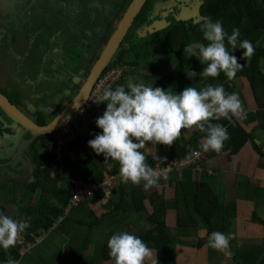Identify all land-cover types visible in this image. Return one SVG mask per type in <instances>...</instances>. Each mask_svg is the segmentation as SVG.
<instances>
[{
  "label": "crops",
  "instance_id": "obj_1",
  "mask_svg": "<svg viewBox=\"0 0 264 264\" xmlns=\"http://www.w3.org/2000/svg\"><path fill=\"white\" fill-rule=\"evenodd\" d=\"M61 2L63 6L68 4ZM72 3L81 5L78 7L79 17L85 21V25L92 24L94 20H97L98 15H104V18L107 16V12L104 10L99 12L100 8L91 11L86 6L87 0H74ZM11 4L9 2L8 5ZM43 5L46 4L43 3ZM47 5L50 6V3ZM31 10L28 15L29 19L26 17L23 19L25 22L19 24V27L25 30L18 39L29 42L30 47L34 48H36L35 42L40 40L42 44L35 50L29 51L25 48L22 53H13L12 58L18 66L9 73L10 77H6L5 72H2L0 82L3 83L4 92H7V88L11 89L8 79L14 77L13 80L17 83L18 88L16 96L13 95L16 100L13 103L31 120L38 123L41 117L48 121L50 113L46 114L47 111L56 110V113H59L64 109L75 95H70V91L77 87L78 79L71 78L68 81L70 75L64 72L66 66L71 67L69 59L73 57L75 48L70 49V45L65 46L62 43L60 50L59 47L53 45L52 42L59 40L50 38L49 34L53 35L51 26L48 23L41 24L36 11ZM115 13H117L116 10ZM13 24L16 23L13 22L10 25ZM38 25L41 27L39 28ZM1 26L4 27L5 24L1 23ZM26 26L28 27L26 28ZM163 27L164 25L159 23V27L154 33L149 31L155 29L154 25L148 27L147 31L146 29L143 31L153 35ZM45 28L49 31H45ZM41 34L43 36L39 39ZM138 36L143 37L140 34ZM154 37L157 39H150L149 43L153 44L156 52L154 55H149L148 59L139 61L132 52H124L123 59L131 54L134 61L124 62L122 59L124 65L129 66V71H126L122 76L123 84L126 86L129 80L136 83L143 82L146 86L160 87L178 94L187 86L177 75L173 74L174 63L170 59L163 41L157 36ZM0 41L10 44V41L6 42L2 39ZM32 43L34 46L31 45ZM196 50L197 46L187 47L185 52L187 55H191L195 54ZM161 52L169 58L164 67L153 63V58ZM1 54L0 58L7 56L2 51ZM148 62L158 66V78L153 77L150 67L147 65ZM136 69H141V71L132 78ZM154 78L158 80L155 81ZM236 84L235 93H238L247 113L246 118L236 122L251 136V141L245 142L236 154L228 155L224 150L220 153L203 152L200 145L204 139L200 138L199 134H195V129H182L178 140L181 145L185 144L187 152L183 158L177 160L168 159L166 145L162 147L161 154H159L156 145L147 142L142 148L143 152L153 159L154 170L160 172L161 175L167 172V180L161 178L158 186L149 190L143 188V181L139 185H134L131 182L125 184L119 176L118 162L111 160L105 166L103 180L110 183L108 196L98 191L92 198L83 199L78 206L70 210L65 208L66 203L53 199L57 207L62 210L54 225L40 233L27 228L21 233L25 238V243L20 244L17 241L16 245L7 251L0 248V255L4 253L5 257L10 258L14 254V250H17L19 256L15 261H19V264H113L109 256H104L106 243L111 235L128 231L141 238L151 250V261L146 260V264H257L259 261H261L260 264H264V223L261 222L264 220V156H261V153L257 151L260 150L264 153V106L261 107L255 101L246 79L240 78ZM214 85H219V83ZM62 96L66 101L63 109L59 102ZM26 99L29 101H25ZM53 100H58L57 103L60 107L58 105L57 108H46L47 103ZM106 104L107 102H102L94 108L82 109L80 113L85 110L90 111L88 117L95 123L96 118L103 115ZM80 124L85 126V128L82 127L83 130L92 128L97 133L102 132L97 125L96 127L95 125L89 126L81 121ZM9 126L6 127V129L8 128L7 136L16 135L17 128L9 129ZM79 133L86 135L82 130ZM192 134L194 137L191 136ZM21 138L25 139L24 133ZM0 148V161H3L2 159L7 160L12 156L16 146L10 138L8 143L0 142ZM88 149L92 153L91 148ZM193 150L200 151V157L196 162L189 166L173 164V162H181L185 158L191 160L188 157ZM70 154L71 152L65 153L67 156H71ZM157 157H166L167 159L160 160ZM14 160L0 165V170L6 172ZM15 164H19L18 161ZM27 166L31 168L32 174L29 177L25 175L27 181L24 188L19 185L20 181L0 186V205L4 208V214L14 219H24V213H21L22 208L36 205L41 195L40 189L31 194L27 192L26 186L32 179L34 165ZM63 173L62 177H68L65 170ZM63 179L62 185H65L67 178ZM177 180L188 181L192 189L196 188L197 183H203L208 186L219 205L222 207L233 206L230 213L225 211L227 219L222 231L226 235L234 234L235 236V239L230 241L229 250L232 253L230 256L209 248L207 241H203L207 228L198 214L192 208L184 207V204L179 200L174 188V183ZM121 188L124 194L122 201L119 200ZM137 189L143 194V198L139 194L133 195V191ZM152 194H156L158 199L153 197L150 200ZM154 202L155 205H163L162 230L148 218L152 213ZM178 212H181L184 224L177 223ZM166 235L170 237L169 241H167ZM0 264H4V262L0 260Z\"/></svg>",
  "mask_w": 264,
  "mask_h": 264
},
{
  "label": "clouds",
  "instance_id": "obj_2",
  "mask_svg": "<svg viewBox=\"0 0 264 264\" xmlns=\"http://www.w3.org/2000/svg\"><path fill=\"white\" fill-rule=\"evenodd\" d=\"M157 21L162 23L161 20ZM200 31L203 39L208 42L206 45H200L198 52L193 54L201 64L206 65L199 73L200 78L203 80L209 77L217 78L223 72L227 77L226 83L233 81L245 64L238 63L237 57L230 55V51L243 49L241 59L250 62L255 52L253 44L247 39H239L238 28H233L229 35L224 30L222 21H213L211 17L203 19ZM118 50L119 47L108 64ZM108 67L109 71H114L110 65ZM103 71L97 81L106 72ZM186 74L189 78L197 76L195 71H188ZM121 76L122 73L118 74L111 88L104 89L103 94L95 100L96 106L107 102L103 115L97 117L95 121L102 132L97 133L95 138L87 143L97 155L103 154L105 161L110 159L118 162L119 176L125 184L131 182L139 185L143 181V188L149 190L158 186L161 178L168 179L167 172L161 175L145 162L146 156L139 149L144 148L146 142L171 147L180 137L182 129L195 128L206 133L200 145L203 152L220 153L225 142L230 139V133L223 124L211 121L226 119L230 124H235L247 116L238 93H226L223 85L207 84L199 90L188 86L177 94L160 87L146 86L143 82L129 80L126 86L120 85L112 90ZM86 106L88 99L83 108ZM199 155L198 151L193 150L188 159L198 158ZM29 227L30 224L25 218L14 219L0 213V248L7 251L14 247L19 235ZM233 239L234 234L226 235L213 231L207 237V246L230 256L232 254L229 250L230 241ZM107 248L113 264H146V260L151 261L152 257V252L144 241L128 231L111 235L107 241ZM6 264H19V261L8 260Z\"/></svg>",
  "mask_w": 264,
  "mask_h": 264
},
{
  "label": "trees",
  "instance_id": "obj_3",
  "mask_svg": "<svg viewBox=\"0 0 264 264\" xmlns=\"http://www.w3.org/2000/svg\"><path fill=\"white\" fill-rule=\"evenodd\" d=\"M154 1L155 0H147L135 19L132 27L126 34L124 39L126 43L123 42L127 45L126 48L128 50H126V53L132 52L135 58L139 61H144L149 57V55L155 54L156 50L153 47V44L149 42L150 39H157L154 37L157 36L163 41L167 53L174 63L172 68L173 74L177 75L187 87L191 86L199 90L207 84L214 85L215 83H219V85L224 86L226 93L230 94L236 91L237 80L244 78L249 84L255 101H257L261 107L262 105L264 106V0H199L200 6L198 21H194L191 18L187 20L179 19L170 22L166 27L153 35L149 33L145 37H139L138 31H143L147 27L153 25L155 21L161 18V13L164 12L163 10H159L156 11L154 16L151 15V8L153 7ZM100 6H102V3ZM116 8L117 6L115 9ZM99 12L101 13V11ZM206 17H211L213 21H222L224 30L229 35L232 33L233 28H238L240 31L239 39H247L253 44L255 52L250 62H247L245 59H241L244 51L243 49L238 48L235 52L230 51V55H235L237 57L238 63L245 64L243 69L237 72L236 78L233 81L226 83L225 81L227 80V77L223 72H221L217 78L209 77L207 80L201 79L199 73L203 70V67H206V65L201 64V62L193 54L187 55L185 52L187 47L197 46V53L200 45H206L208 43L203 39L202 32L200 31V23ZM106 23L110 24L109 21H106ZM228 47L230 50V46ZM120 48L121 47L119 46V49ZM147 65L150 67L153 77L158 78V66H155L150 62H148ZM72 68H74L76 72L79 69L77 65H73ZM108 68L109 67L107 66L103 72L108 70ZM188 71L197 72V76L189 78L186 74ZM124 73L125 72L122 73V76ZM157 78H154V80L157 81ZM120 85H124L122 78L113 86L112 90H115V88ZM10 121L11 123H15L11 119ZM49 122L45 121L41 117L38 124L46 125ZM211 122L220 123L227 127V130L230 133V139L225 142L223 150L228 155L236 154L245 142L251 141V136L246 133V131L243 130L237 122H235V124H230L226 119H221L219 121L213 120ZM85 131V136L82 135V133H77V138L70 145V151H68H78V157L76 160L66 161L67 155L64 157V162L59 161L56 158L55 144L53 143L54 134L40 137L32 143L33 145H31V147H35L36 144L39 143V146L44 150L42 152L37 150L33 153L31 158L33 162L32 164L34 165V172L31 181H29L26 186L28 193L31 194L40 189L41 195L38 198L36 205L25 207L21 210V213H24V218L30 224L29 228L32 231H39L40 233V231L42 232L43 230H48L52 225H54L56 218L62 210L57 207L53 199L61 201L64 204L68 202L71 193L68 188V184L62 185L64 181L63 178L66 177L68 181L75 179L93 184H99L104 180L105 166L111 160L109 159L108 161H105L103 154L97 155L92 149V157H88V159H86L84 154L81 152H84V150L86 151V149L90 147L87 142L90 139H93L97 132L92 128H86ZM22 132L24 133L25 138L31 137V134L23 128ZM194 132H196L195 134H199L202 139H204L206 135V133L200 132L198 129H195ZM193 135L194 134L191 136L194 137ZM163 146V144H156L159 154H161ZM139 151L146 156L145 162L153 168V159L146 155L142 148L139 149ZM257 151L261 153V156H264L263 152H260V150ZM186 152L187 149L185 144L181 145L178 139L171 147L167 146L169 160L183 158ZM11 159L12 156L7 160L0 162H7ZM18 163H20L19 160ZM61 163L64 164L62 165ZM62 167L64 168L63 170L66 171L68 177L61 176L60 168ZM174 188L178 194L179 200H181V203L184 204V207L192 208L198 214L200 219L203 220L207 228L206 237L203 241H207V237L211 232L223 231L225 221L227 219V213H230V209L232 210V205H228L226 207L219 205L208 186L203 183H197L196 188L192 189L191 184H189L188 181L177 180L174 183ZM137 194L143 198V194H141L138 189L133 191V195ZM153 197L157 198L156 194H152L150 200ZM119 200H124L122 188ZM116 205L118 206L117 203ZM152 208V213L148 218L155 223L157 228L162 230L163 205H155L154 202L152 204ZM0 213L4 214V208L1 205ZM182 220H184V218L181 212H178L176 218L177 223H183ZM261 222L264 223V220H261ZM166 238L167 241L170 240L168 235H166ZM108 251L106 243L104 251L105 257L108 256ZM18 256L19 254L17 250H14V254H12L10 258L5 257V254L1 253L0 260L6 264L8 260H15ZM260 263L261 261L257 264Z\"/></svg>",
  "mask_w": 264,
  "mask_h": 264
},
{
  "label": "rangeland",
  "instance_id": "obj_4",
  "mask_svg": "<svg viewBox=\"0 0 264 264\" xmlns=\"http://www.w3.org/2000/svg\"><path fill=\"white\" fill-rule=\"evenodd\" d=\"M61 1H63L64 3H68V4L63 6L62 5L63 3ZM0 2H1V6H3V7H7V8L12 7L13 9H17L20 12H24V13H27V12H25L24 9H30L31 8L33 10H36V8L37 9L42 8V6H43L46 10L44 13L45 14L51 13L53 16L50 29H52L53 34H55L56 31L58 33L57 36L50 37V38H57L59 41H61L63 39V41H65V43L67 41L68 45H70L71 43H74V42L79 43L81 41L82 42L81 45L87 46L90 43L92 45L94 42H96L94 47L91 46V48H88V49L82 48L84 51L87 50V52H90L91 54H89L88 59H86L87 57H85L84 54L82 53V56H83L82 60L85 59L83 66H85V67L83 68L82 72L80 71V73H81V76H84V77H81L80 79H78L77 87L74 90L70 91V95L73 96L74 94H76L78 92V90L80 89V87L82 86V84L84 82L86 75L88 74L89 66H87V63H90V64L94 63V61L97 58L96 56L98 55L101 46L108 40L110 35L113 33L117 23L119 22L120 18L123 15V13H125L126 9L130 5L131 0H121V1L120 0H87L86 6L88 8H90L91 11L96 9V8H100L99 10H101V12L103 10L105 12H107L106 18H104V15H101V16L98 15L97 20H94V22H92V24L90 23L88 25H85V21L79 17L80 12H79L78 7H80L81 5L78 3H72V2H74V0H44L43 2L46 5L35 4L37 2V0H33V1H31V0H13L11 3H16V5H13V4L8 5L9 1H7V0H0ZM103 2L105 4V6H103V7L99 6ZM47 3H50V6L47 5ZM111 5H113V6H111ZM33 6H37V7H33ZM116 6H117V8L115 9ZM199 6H200L199 0H191V1L187 0V2H179V0H176V1H174V0H167V1L155 0V2L153 3V7L151 8V15L155 14L156 11L165 9V11L161 13L162 16L160 18L164 27H166L167 24H169L170 22L176 21L179 19L187 20V19L191 18L194 21H198V19H199ZM26 7H28V8H26ZM114 9L116 10L117 13H115ZM14 13L16 14L17 11ZM19 16H14L16 18L15 21L19 22V23L21 21L23 24V21L25 22V20L20 19ZM56 18L58 19L57 21H55ZM37 21H35V22H37ZM106 21H109L110 24L106 23ZM27 27L28 26H26V28ZM38 27L40 28L41 25H38ZM147 28H146V31H147ZM9 29H12V27L11 28L9 27ZM19 29L21 30V27H19ZM8 30L5 32V30L0 25V36L5 37V34L8 33ZM24 30H23V32H24ZM45 31H49V30L45 28ZM146 31H138V34L145 37L147 35ZM31 32H32V30H31ZM150 34H152V33H150ZM42 36H43V34L40 35L39 39L42 38ZM9 37L10 36L8 35L7 36L8 40H6V42L10 41L11 37L10 38ZM19 37H20V35H18L17 38L14 37V41H10V43L11 42H16V43L5 44V43H2L0 41V46L3 45L0 48V56L2 55L1 51L5 55L7 54V56L0 58V76H1L2 72H5L6 77H8L9 73L11 71H13L18 66L17 62L15 60H13V58H12L13 50H14V53L19 54L20 52L21 53L24 52L25 48L28 49L29 51H31V50H35L37 47L41 46V44H42L39 40V41L35 42L36 48H34L32 46H31L32 47L31 48L29 45V42L21 41L18 39ZM1 38H0V40H1ZM7 38H2V41H5V39H7ZM82 38H83V40H82ZM123 42H125V41L123 40ZM52 43H54V42H52ZM125 43H123L121 45V48L117 51L114 58L109 63L110 68L111 69L113 68L115 71V73L113 75H117L118 73L120 74V73L129 71V66L124 65V63H120V62H122L123 56L125 55L124 52H126V50H127V48H126L127 45ZM31 45L34 46V43H32ZM73 45H70V46H73ZM189 47H191V46H189ZM70 49H72V47H70ZM77 50L80 52V50L78 48H77ZM127 56L125 59H123L124 62L134 61V59H133L134 57L131 56V54H128ZM73 57L78 62L82 61L80 55H78L76 53L73 54ZM168 59H169L168 56L161 52L158 55H156V57L153 58V60H154L153 63L160 66V67H164L165 65H167ZM142 68H143V66H142ZM133 69H131V71H133ZM140 71H141V69H136L134 74L131 77L133 78V77L137 76V74H139ZM107 72H109L108 75L111 74V76H112L113 72L108 70L100 78L106 76L105 74ZM111 76L109 78H111ZM0 79H1V77H0ZM59 100H61L59 102H60V105L62 108L64 106V104L66 103L64 96H62V98ZM25 101H29V100L26 99ZM57 101H55V100L49 101L46 105V108H57V106L59 105V103H57ZM60 105H59V107H60ZM85 108H83V109H85ZM47 113H50L48 122L51 121L58 114V113H56V110H54V111L49 110L46 112V114ZM90 113L91 112H87L86 110L83 113L77 112L73 117H71L70 120L65 122L64 125L70 126L71 131H73L76 134V136H77V133L80 132V130H82V132L86 133L85 129L84 130L82 129V127L83 128H85V127L80 125V121L82 123H85L86 125L87 124L89 126L95 125V127H96V124L93 123L91 121V118L88 117V115ZM77 115H79V116H77ZM95 115H97V114H95ZM99 116H102V115H99ZM14 127H15V125L10 123L9 129H14ZM39 145L40 144L37 143L35 147H31V145L28 146V148L25 150V152L21 155V157L19 159V161H20L19 164H15L17 161L16 160V161H14V163L11 164L10 168L8 170H6V172L0 170V186L7 185V183H17L20 181L19 185L24 188V185L27 181V178L25 177V175H28V177H29L32 174L31 168L27 165H33L32 164L33 163L32 158H31L33 153L37 151L38 147H39V151H41V152L44 151L42 149V147H40ZM88 148L86 149V147H85V149H86V151L84 150L85 153L83 151L81 152L84 154L86 159H88V157H92V153L89 151ZM77 152L78 151H76V150H75V152L72 151L70 154L71 156H67L66 161L76 160L78 157ZM61 164L63 165L64 163H61ZM26 169H28V170H26ZM63 169H64L63 167L60 168L61 174L64 172ZM63 175H65V174L63 173ZM16 187L19 188V186H16ZM149 221H151V220L149 219Z\"/></svg>",
  "mask_w": 264,
  "mask_h": 264
},
{
  "label": "water",
  "instance_id": "obj_5",
  "mask_svg": "<svg viewBox=\"0 0 264 264\" xmlns=\"http://www.w3.org/2000/svg\"><path fill=\"white\" fill-rule=\"evenodd\" d=\"M146 2L147 0H131L130 5L126 9L125 13H123L113 33L106 41L100 55L93 64L87 78L85 79L78 93L48 124L39 125L31 120L3 92L0 91V109L12 121L16 122V124L28 131L32 136L31 139L24 142L20 146L16 155L19 154L22 148L38 140L40 137L55 133L64 125L65 122L70 120L71 117H73L77 112L81 111V109L86 105L87 99L90 95L94 83L97 81L103 69L125 39L126 34L132 27L135 19L137 18ZM159 23L160 22L156 21L153 24L155 26V29L149 31L152 33L155 32L159 27Z\"/></svg>",
  "mask_w": 264,
  "mask_h": 264
},
{
  "label": "flooded vegetation",
  "instance_id": "obj_6",
  "mask_svg": "<svg viewBox=\"0 0 264 264\" xmlns=\"http://www.w3.org/2000/svg\"><path fill=\"white\" fill-rule=\"evenodd\" d=\"M9 2H12L13 0H8ZM31 1H33V0H31ZM44 0H37V2L35 3V4H41V5H43V2ZM174 1H176V0H174ZM189 1H191V0H189ZM155 2V1H154ZM179 2H187V0H179ZM31 3V2H30ZM12 4H14V3H12ZM34 4V5H35ZM65 6V5H64ZM100 6V5H99ZM103 6H105V4H104V2L102 3V7ZM32 7V6H31ZM33 7H37V6H33ZM26 8H28V7H26ZM103 9V8H102ZM25 10V12H27V13H24V12H20L19 10H17V9H13L12 7H9V8H7V7H3V6H1L0 5V25H1V23H4L5 24V26L4 27H2L5 31H7L8 29H9V27L11 28L12 27V29H9L8 30V33H6L5 34V37H2V36H0V38L2 37V38H7V36L9 35L10 37V41H14V37L15 38H17V36L18 35H22L21 33L23 32V30L21 29H19V24L21 25L22 24V22L20 21V23L19 22H16L15 21V17L14 16H19L20 17V19H24V18H28L29 19V13L32 11L31 9H24ZM17 11V13L15 14L14 12H16ZM36 11V15L38 16V19H40V21L42 22L41 24H49L50 26H51V23H52V19H53V16H52V14L51 13H49V14H45L44 12L46 11L45 10V8L42 6V8H38V9H36L35 10ZM163 11H165V9L163 10ZM155 14H153L152 16H154ZM49 16H51V19H49ZM49 22H48V21ZM58 19L56 18L55 19V21H57ZM160 20V19H159ZM16 23V24H13L12 26L10 25L11 23ZM12 33H11V32ZM9 32H10V34H9ZM51 32H52V30H51ZM7 35V36H6ZM12 35V36H11ZM58 35V33H57V31H56V33L55 34H53V35H51V34H49V36L50 37H54V36H57ZM1 38V39H2ZM5 40H8V38L7 39H5ZM82 40H83V38H82ZM62 43H64V45L66 46V45H68V43H67V41H66V43H65V41H57V42H54L53 43V45H55V46H57V47H59L60 48V50L62 49ZM80 43V44H79ZM79 43H77V42H74V43H71L70 45H73V46H70V47H72V48H75V53L76 54H78V55H80V57H81V60H82V58H83V56H82V53L84 54V56L85 57H87L86 59H88V56H89V54H91L90 52H87V50L86 51H84L82 48H91V46H95V44H96V42H94L92 45H91V43H90V46L89 45H81L82 44V42L80 41ZM106 43V42H105ZM105 43L101 46V48H100V50H99V53H98V55L96 56L97 58H98V56L100 55V53H101V51H102V49H103V47H104V45H105ZM11 44V43H10ZM77 48L80 50V52L77 50ZM52 49H54V48H52ZM13 53H14V50H13ZM53 53H54V51H53ZM56 55V54H55ZM97 58H96V60H97ZM95 60V61H96ZM84 61H85V59H83L82 61H80V62H78V61H76L75 59H74V57H72L71 59H69V63L71 64V67H68V66H66L67 68H64V72H66V73H68L70 76L68 77L69 79H68V81H70L71 80V78H73V79H80L81 77H84V76H81V73H80V71L82 72L83 71V68L85 67V66H83V63H84ZM95 61H94V63H95ZM94 63H92V64H90V63H87V66H89V71H88V74H89V72H90V70H91V68H92V66H93V64ZM90 64V65H89ZM73 65H77V67L79 68L78 70H77V72L74 70V68H72V66ZM109 64H107L106 66H105V68L108 66ZM104 68V69H105ZM88 74L86 75V77H85V79L87 78V76H88ZM74 76V77H73ZM13 76L10 78V79H8L9 81H10V87H11V89H8L7 88V92H4V90H3V83H1L0 82V91L1 92H3L12 102L13 101H16L15 99H14V97H13V95H15L16 96V92H17V83L13 80ZM85 79H84V81H85ZM8 81V82H9ZM78 81V80H77ZM84 83V82H83ZM83 85V84H82ZM81 88V87H80ZM79 91V90H78ZM76 95V94H75ZM74 95V96H75ZM73 99V98H72ZM15 104V103H14ZM16 105V104H15ZM17 106V105H16ZM91 107H96V105H88L85 109H87V108H91ZM20 109V108H19ZM21 110V109H20ZM22 111V110H21ZM23 112V111H22ZM24 113V112H23ZM60 113V112H59ZM58 113V114H59ZM80 113V112H79ZM25 114V113H24ZM26 115V114H25ZM27 116V115H26ZM79 116V115H78ZM55 118V117H54ZM53 118V119H54ZM52 119V120H53ZM14 122V121H13ZM34 122H37V121H34ZM11 123V121H10V119H9V117L0 109V136H2V138H0V142H3V143H8L9 142V140H10V138H12V142H13V144L16 146V148H15V150H14V152H13V155H12V159L10 160V161H7V162H0V165H3V164H6V163H9V162H11L13 159H15L14 161H18V158H20L21 157V155L25 152V150L28 148V146H30V145H33L32 143H34V142H32L30 145L28 144V145H26L24 148H22L21 150H20V152H19V154L18 155H16L17 154V151L19 150V148H20V146L24 143V142H26V141H28L29 139H31L32 138V136L30 137V138H25V139H23V138H21L22 137V135H23V132H22V128L19 126V125H17L16 124V122L15 123H12V124H14L15 125V127L17 128V131H16V135H13V136H7V134H6V131H8L7 129H6V127L7 126H9V124ZM38 124V123H37ZM2 130H5L4 132L2 131ZM58 132V130L55 132V133H53L54 135L56 134ZM20 134H21V136H20ZM9 139V140H8ZM22 140V141H21ZM1 149V148H0ZM6 151V150H5ZM3 161H5L4 159H2ZM16 161V162H17Z\"/></svg>",
  "mask_w": 264,
  "mask_h": 264
},
{
  "label": "built area",
  "instance_id": "obj_7",
  "mask_svg": "<svg viewBox=\"0 0 264 264\" xmlns=\"http://www.w3.org/2000/svg\"><path fill=\"white\" fill-rule=\"evenodd\" d=\"M112 76L106 75L94 85L92 93L88 98V105H96L97 103L95 100L98 96L103 94L104 89L111 88V85L114 83L117 75H113L115 72L112 71ZM111 76V78H109ZM76 139V134L71 131L70 126L64 125L61 129L54 135L53 143L55 144V156L59 161L64 160V155L69 151L70 145ZM200 153V151H198ZM200 157V155H199ZM198 157V158H199ZM198 158L194 157L191 160H187V158L183 159L181 162H173L175 165H183L189 166L191 163H194L198 160ZM110 183L102 181L99 184H93L84 182L81 180L71 179L68 181V187L70 189L71 196L66 203V209L70 210L73 207H76L83 199L85 198H92L93 195L101 191L105 196L109 195L110 190L108 189ZM25 238L22 234L18 237V243H25Z\"/></svg>",
  "mask_w": 264,
  "mask_h": 264
}]
</instances>
